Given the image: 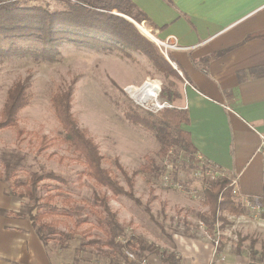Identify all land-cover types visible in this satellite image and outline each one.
Segmentation results:
<instances>
[{"label": "rangeland", "instance_id": "obj_1", "mask_svg": "<svg viewBox=\"0 0 264 264\" xmlns=\"http://www.w3.org/2000/svg\"><path fill=\"white\" fill-rule=\"evenodd\" d=\"M33 1L47 2L52 8L59 6L58 0ZM135 22L158 38L146 20ZM136 27L171 63L169 48L166 49ZM38 46L40 44L32 39L0 40V48L8 51L0 55V115L10 86L15 81L31 78V100L19 113L22 138L18 137L15 129L0 131V171H5L6 160L18 164L10 182L4 177L0 178L1 181L9 186L16 180L26 181L33 173L54 171L64 176L67 182L46 178L39 184L40 193L56 194L59 205H67L65 201L69 198L75 200L82 220L87 217L86 203H91L95 194L106 193L124 229V234L116 239L125 242L130 236H135L148 249L156 247L160 250L142 252L147 255L144 261L150 256L162 257L161 251L179 255L176 244L181 237L186 240L205 236L215 249H223L231 244L234 251L243 252L252 264H264L263 203L257 204V208L241 204L244 209L241 215L221 212L215 224L209 227L211 225L207 223L211 222V215L204 201L207 181L194 176L197 164L189 161V156L182 150L172 148L171 152L165 154L161 141L152 130L144 123H135L127 118L131 108L134 115L157 123L161 111L166 109L152 111L138 104L126 91L128 85L137 87L151 80L179 91V77L160 70L148 55L138 49H129L130 56L123 57L117 51L63 42L59 46L61 55L56 61H44L13 52L14 48L26 50ZM70 85L74 92L72 111L80 127L98 144L104 167L128 188L116 159L130 173L143 164L150 166L149 171L135 176V194L142 204L123 195L114 196L110 190L98 184L87 175L82 157L65 143L51 95L55 90L67 89ZM161 99L167 100L162 96ZM170 103L174 107L178 105L176 100ZM11 196L18 199L19 209L27 214L29 200ZM147 203L155 219L146 212ZM87 218L88 221L78 231H85L95 223L94 217ZM70 226L73 224L68 221ZM58 230L65 234H55L48 242L54 251L64 257V264H135L139 258L136 252H141L137 246L123 247L120 253L116 246L106 244L102 232L97 228L86 234H80V231L73 233L69 232L63 221ZM220 230L227 231V236ZM127 249L135 250L132 261L124 257ZM178 262L181 264V260Z\"/></svg>", "mask_w": 264, "mask_h": 264}, {"label": "crops", "instance_id": "obj_2", "mask_svg": "<svg viewBox=\"0 0 264 264\" xmlns=\"http://www.w3.org/2000/svg\"><path fill=\"white\" fill-rule=\"evenodd\" d=\"M130 1L158 38L178 45L168 49L180 74L176 107L188 111L181 127L197 152L237 178L238 202L262 205L264 163L257 149L264 134V0ZM8 190L0 180V264H64L19 214ZM176 246L181 264H252L233 245L215 249L205 236L181 237ZM145 264L164 263L150 256Z\"/></svg>", "mask_w": 264, "mask_h": 264}, {"label": "trees", "instance_id": "obj_3", "mask_svg": "<svg viewBox=\"0 0 264 264\" xmlns=\"http://www.w3.org/2000/svg\"><path fill=\"white\" fill-rule=\"evenodd\" d=\"M58 2L59 6L56 8L50 7L47 2L33 0H17L0 4V40L32 39L40 46L26 50L14 48L13 52L44 61L58 60L61 55L59 46L63 42H71L81 47L117 51L123 57L130 56L129 49H138L148 55L160 70L169 71L180 78L178 70L160 53L157 46L139 31L134 22L125 17H130L137 22L146 18V15L130 0H58ZM260 36H264V33ZM6 52L8 51L0 48V55H5ZM30 79L27 77L23 81H15L8 89L0 115V131L15 129L18 137L22 138L23 131L19 126V113L31 100ZM160 94L170 102L180 97V92L177 89H170L167 84L161 86ZM73 95L72 85L67 89L55 90L51 95L54 113L63 130L65 143L79 157H82L87 175L98 184L110 190L114 196L123 195L142 204L141 199L135 194V176L149 171L150 166L143 164L139 169L130 173L116 159V165L122 170L128 188L122 185L113 173L104 167L103 154L96 141L84 128L80 127L72 111ZM132 111L130 108L127 118L135 123H144L152 130L161 141L165 154H168L172 148L182 150L189 156L197 153L191 133L181 127L182 123L187 124L189 121L186 109L173 107L162 110L157 118L159 125L147 120L146 117L134 115ZM17 165L16 162L12 164L10 160H6L5 171H0V178L4 177L7 182H10L15 176ZM46 178L67 182L64 176L49 171L42 174L33 173L26 181L16 180L14 183H9V194L29 200L27 214L22 210L19 214L28 216L37 234L45 243H48V240L52 239L55 234H65L58 230L63 221L66 222L69 232L77 233L82 224L88 221L87 217L92 216L95 223L79 233L86 234L97 228L102 232L106 244L116 246L120 253L123 247L139 246L141 252H136L139 258L135 264H142V261L147 258L146 254H142L145 250L160 251L156 247L148 249L142 241L134 238L135 236H130L125 242L116 239L124 234V229L118 221L117 213L112 210L109 196L106 193L95 194L93 201L86 203L87 217L82 220L79 215L80 208L76 206L75 200L69 198L65 201L67 205H59L56 194L46 192L43 195L40 193L39 184ZM230 183V177L223 176L211 181L204 189V201L209 206L211 215V222L207 223L211 225L209 227L215 224L221 212L234 215H241L244 212L241 203L233 195ZM145 210L155 219L148 203L145 204ZM68 221L72 222V227H68ZM160 226L162 227L161 224ZM66 236L72 238L71 235ZM161 252L164 264H179L175 253ZM124 257L126 258L127 254Z\"/></svg>", "mask_w": 264, "mask_h": 264}, {"label": "built area", "instance_id": "obj_4", "mask_svg": "<svg viewBox=\"0 0 264 264\" xmlns=\"http://www.w3.org/2000/svg\"><path fill=\"white\" fill-rule=\"evenodd\" d=\"M14 1H17V0H0V4L14 2ZM154 38H155L154 41L160 43L166 49L178 46L176 43H171L169 40L165 41L160 38H156V37ZM142 86L143 84L137 87L140 88ZM125 89L130 95L135 93V96L133 98L136 100L138 104L152 111H160L164 108L174 107L169 101L161 99V95H160L161 86L159 87L158 91L150 90L146 88H144L141 91H132L129 85ZM169 152H171V150ZM257 152L261 155L263 159V163H264V134L261 135V142L257 149ZM188 160L189 161L192 160V162H194L195 165L197 164V167L194 171V176L202 178V179H206L207 182H206L205 188L210 184L211 181L219 177L227 176L226 173L218 165L206 159L201 153L197 152L193 156H189ZM166 179H168V176H166ZM263 181H264V168H263ZM237 184H238L237 178H232L230 185L232 186L233 195L235 197H241V193L237 187ZM242 201H243V205H246L247 207L257 208L256 204H253L248 199L242 198ZM262 206L264 208V192H263V205ZM126 254H127V259L130 261H132L133 258H135V253L132 250L127 249ZM142 262L145 263L144 260Z\"/></svg>", "mask_w": 264, "mask_h": 264}, {"label": "bare ground", "instance_id": "obj_5", "mask_svg": "<svg viewBox=\"0 0 264 264\" xmlns=\"http://www.w3.org/2000/svg\"><path fill=\"white\" fill-rule=\"evenodd\" d=\"M138 26H139V24H138ZM140 27V26H139ZM142 31H143V33L144 34H146V35H151V33L149 32V31H147L145 28H143V27H141L140 28ZM149 37H152L153 38V40H155V38L151 35V36H149ZM130 87H131V89H132V91H141V90H143L144 88H146V89H150V90H155V91H158L159 90V85L157 84V82H154V81H151V80H149V81H147V82H145V84L142 86V87H135V86H131V85H129ZM127 90H128V88H127ZM132 97H134L135 96V93L134 94H132L131 95Z\"/></svg>", "mask_w": 264, "mask_h": 264}, {"label": "water", "instance_id": "obj_6", "mask_svg": "<svg viewBox=\"0 0 264 264\" xmlns=\"http://www.w3.org/2000/svg\"><path fill=\"white\" fill-rule=\"evenodd\" d=\"M127 19H129L130 21H132V22H134L137 26H138V24L134 21V20H132L131 18H129V17H127V16H125ZM139 27V26H138ZM139 28H141V27H139ZM149 36H151V35H149Z\"/></svg>", "mask_w": 264, "mask_h": 264}]
</instances>
